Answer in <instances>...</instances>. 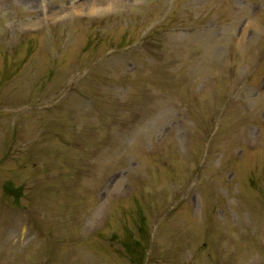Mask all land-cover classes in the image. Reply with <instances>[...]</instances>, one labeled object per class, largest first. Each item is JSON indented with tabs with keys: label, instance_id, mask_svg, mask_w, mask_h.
I'll return each instance as SVG.
<instances>
[{
	"label": "rangeland",
	"instance_id": "obj_1",
	"mask_svg": "<svg viewBox=\"0 0 264 264\" xmlns=\"http://www.w3.org/2000/svg\"><path fill=\"white\" fill-rule=\"evenodd\" d=\"M0 264H264V0H0Z\"/></svg>",
	"mask_w": 264,
	"mask_h": 264
},
{
	"label": "trees",
	"instance_id": "obj_2",
	"mask_svg": "<svg viewBox=\"0 0 264 264\" xmlns=\"http://www.w3.org/2000/svg\"><path fill=\"white\" fill-rule=\"evenodd\" d=\"M168 15H169V13H168ZM168 15H166L165 17H164V19L161 21V22H159L158 24H160V23H163L164 21H166L167 19H168ZM101 24L100 23H98V21H92L91 20V24L89 25V28H93V27H96V26H100ZM140 225L139 224H137L136 225V229L139 227Z\"/></svg>",
	"mask_w": 264,
	"mask_h": 264
}]
</instances>
